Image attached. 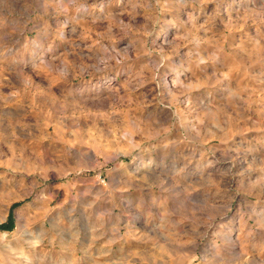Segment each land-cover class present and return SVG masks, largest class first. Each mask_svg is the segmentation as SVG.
<instances>
[{"label":"rangeland","instance_id":"1","mask_svg":"<svg viewBox=\"0 0 264 264\" xmlns=\"http://www.w3.org/2000/svg\"><path fill=\"white\" fill-rule=\"evenodd\" d=\"M0 264H264V0H0Z\"/></svg>","mask_w":264,"mask_h":264}]
</instances>
